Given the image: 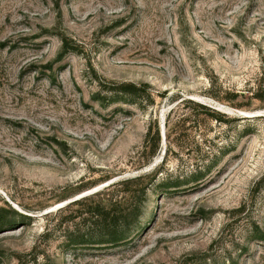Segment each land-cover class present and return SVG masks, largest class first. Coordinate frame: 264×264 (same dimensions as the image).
<instances>
[{"label": "rangeland", "instance_id": "rangeland-1", "mask_svg": "<svg viewBox=\"0 0 264 264\" xmlns=\"http://www.w3.org/2000/svg\"><path fill=\"white\" fill-rule=\"evenodd\" d=\"M143 173L98 245L67 204ZM0 264H264V0H0Z\"/></svg>", "mask_w": 264, "mask_h": 264}, {"label": "trees", "instance_id": "trees-1", "mask_svg": "<svg viewBox=\"0 0 264 264\" xmlns=\"http://www.w3.org/2000/svg\"><path fill=\"white\" fill-rule=\"evenodd\" d=\"M75 50L66 38H61V52L64 53ZM108 90L111 100L136 98L145 94L150 98V93L146 91L147 83L136 84L134 82H118ZM159 143L158 131L155 129L151 133L148 127L142 141V150L146 151V158L152 157ZM155 174L143 173L133 177L118 179L101 189L83 196L68 203L67 205H78L90 198H96L94 203L80 215L82 221H86L91 227V232L97 236L96 243L100 246H114L123 242L129 237L133 226L137 223L141 214L142 205L145 200L146 190L154 181ZM92 185L81 187L86 189Z\"/></svg>", "mask_w": 264, "mask_h": 264}, {"label": "water", "instance_id": "water-1", "mask_svg": "<svg viewBox=\"0 0 264 264\" xmlns=\"http://www.w3.org/2000/svg\"><path fill=\"white\" fill-rule=\"evenodd\" d=\"M240 114L243 115V116H245V117H249V116H253V115H255L254 113H250V112H248V113H241V112H240ZM161 136H162V133H161ZM112 180H113V179H112ZM112 180H109L108 182H111ZM98 188H99V186L94 187V188H92V189H90V190H88V191H84V192L80 193V194L78 195V197H82V196H84V195L90 194V193L96 191Z\"/></svg>", "mask_w": 264, "mask_h": 264}, {"label": "bare ground", "instance_id": "bare-ground-1", "mask_svg": "<svg viewBox=\"0 0 264 264\" xmlns=\"http://www.w3.org/2000/svg\"><path fill=\"white\" fill-rule=\"evenodd\" d=\"M239 112H241V113H248V112H246V111H239Z\"/></svg>", "mask_w": 264, "mask_h": 264}]
</instances>
